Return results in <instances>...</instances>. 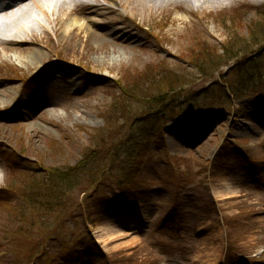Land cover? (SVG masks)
I'll list each match as a JSON object with an SVG mask.
<instances>
[{
	"label": "rangeland",
	"instance_id": "rangeland-1",
	"mask_svg": "<svg viewBox=\"0 0 264 264\" xmlns=\"http://www.w3.org/2000/svg\"><path fill=\"white\" fill-rule=\"evenodd\" d=\"M177 1L87 14L130 47L88 39L82 8L24 52L0 42V264H264V0ZM196 34L202 67L182 54ZM80 162L68 187L48 175ZM39 181L52 206L21 212Z\"/></svg>",
	"mask_w": 264,
	"mask_h": 264
},
{
	"label": "bare ground",
	"instance_id": "bare-ground-1",
	"mask_svg": "<svg viewBox=\"0 0 264 264\" xmlns=\"http://www.w3.org/2000/svg\"><path fill=\"white\" fill-rule=\"evenodd\" d=\"M115 3L119 7L128 9L133 15L139 11H150L152 6L158 5L161 2L169 6L170 0H105ZM176 1V0H175ZM244 1L256 0H178L176 5L172 4L173 8H182L189 15L194 14L193 7L198 8L200 12L204 7H220L232 8L236 4H241ZM188 3L187 8L183 7ZM83 6L81 15L84 18L83 30L88 39L99 41L101 44L109 42H119L123 47H130L134 38L126 33H122L120 38L115 37L113 33L107 31L102 26L96 24L87 14H95L107 11V4H103L100 0H0V42L5 43L9 49L24 52L29 46L37 44L35 39L36 34L46 33L49 26H55L60 22L63 23L74 12V8L78 5ZM185 4V5H186ZM165 6V5H164ZM87 8H90L86 11ZM195 8V9H196ZM132 10V11H131ZM80 11V10H79ZM203 12V11H202ZM38 13L37 15H35ZM44 20V21H43ZM71 21L77 19L71 18ZM92 26L93 28L91 29ZM123 32V27L118 29ZM80 31V30H79ZM30 36V41L22 38V35ZM77 36V33H74ZM34 38V39H33ZM21 60V59H20ZM69 70V69H67ZM228 189V187H227ZM225 195H229L226 194ZM129 228L139 226L138 224H127ZM135 238L131 239V242ZM130 241V240H129ZM127 241V242H129Z\"/></svg>",
	"mask_w": 264,
	"mask_h": 264
},
{
	"label": "trees",
	"instance_id": "trees-1",
	"mask_svg": "<svg viewBox=\"0 0 264 264\" xmlns=\"http://www.w3.org/2000/svg\"><path fill=\"white\" fill-rule=\"evenodd\" d=\"M255 29H256V25L249 30L248 35L252 36L253 30H255ZM192 37L194 38L193 45H191L184 52H182L183 56L185 58H187L190 61L191 64L196 65L197 67H202L203 63H209L210 64V62H213V60L215 58V53H216L215 49L216 48L213 49L211 47V45H209L205 40L202 41V42L198 41V39H196V37H198V34H196V35H194ZM236 40H237V42L234 41V43H238L239 40L238 39H236ZM232 41L233 40H231V38H229L228 42H232ZM247 45L248 44H246L245 47ZM221 50L224 53L222 56H220L222 58L225 57L226 59L231 60V59H236L238 57V54L233 53L232 49H230V48H225V49H221ZM117 86H118V90H119L118 91L119 97H129V98H133V99L136 98V95L134 94V92H135V89H137V87H135V88H133V86H127L126 87L121 82L117 83ZM154 101H160V98H158V99H156ZM155 106H157V105L155 104ZM124 109H125V107L120 110L121 113L124 112ZM120 111H119V108L117 107V105H113V113H115V114H113L114 115L113 117H115L117 112L120 113ZM108 113L109 114L111 113L110 110H109ZM123 144H127V143H123ZM131 151L132 150H130V148L127 150L128 153L131 152ZM133 153L134 152L132 151V154ZM128 159L130 161H132L133 164H136V168H138L140 166L141 162H140L139 159H137L136 153H134V155H130L128 157ZM84 162H80V163H78L75 166V168L79 167L80 171H74L73 173L72 172L70 173V170H65V171L62 172V171H59L57 169L56 170L54 169V170H51L50 174H48V175L52 174L51 176L53 177L55 182L58 179L62 180L64 186L68 187L69 183L72 184L73 181H74V180L73 181L69 180L72 177V175L75 178L78 175L77 173H83V171L85 170L86 165L84 164ZM71 170H73V169H71ZM99 173H101V172H99ZM21 174H29V173L21 172ZM30 175L31 174H29V176ZM33 177H34V175L32 174L31 178H33ZM24 178L26 179L27 175H24ZM49 180H51V179H49ZM45 181H47V180H45ZM96 182H97L96 178L93 177L92 178V184L97 186L98 183H96ZM23 183H24V181H23ZM23 183L20 182L17 187L19 189H24L25 184H23ZM20 184H23L24 187H23V185H20ZM117 184L121 185V183H119V181L117 182ZM8 185H13V181H10ZM37 185H38V183H37ZM37 185H36V187L33 190H30V189L25 187V190L29 191V192L26 193L27 195H23V193L20 194V193H18L15 190L18 193L17 195L19 196V201H18L19 205L18 206H20L21 212H25L26 208H29V207H31L32 210H35V207H38L39 209L37 211H43L45 213L46 212L45 209H47L46 207L47 206H50V207L52 206V203H53L52 200L48 199L45 196V193H47V192H43V190L40 189V188L44 187L45 182L41 183V181H39V185L38 186ZM47 195L49 196L50 194H47ZM52 208H54V207H52ZM54 209H56V208H54ZM22 217L23 216L21 214H19V215H17L15 217V220L16 219H22ZM1 227L4 228L3 231H2L3 234H5V235L9 234V231H10L9 227H7L5 225H1Z\"/></svg>",
	"mask_w": 264,
	"mask_h": 264
}]
</instances>
